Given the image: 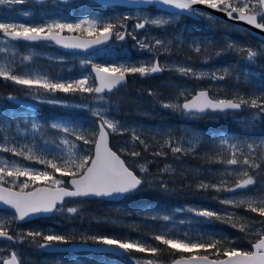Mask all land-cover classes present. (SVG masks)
I'll use <instances>...</instances> for the list:
<instances>
[{
	"label": "snow or ice",
	"instance_id": "6c2138e0",
	"mask_svg": "<svg viewBox=\"0 0 264 264\" xmlns=\"http://www.w3.org/2000/svg\"><path fill=\"white\" fill-rule=\"evenodd\" d=\"M29 2L40 6L39 14L35 8L11 14L12 6ZM133 2L138 8L140 5L147 6L140 9L146 14L133 15L131 10L111 15L89 13L76 18L75 22H69L73 19L70 0H0V6H8L0 10V80L23 90V95L8 94L5 100L15 102L16 105L32 101L30 107L38 111L36 106L43 103L69 107L56 98V93L90 96L91 100L73 107L90 113L96 121L95 129L90 131L84 127L83 120L71 116L54 117L46 124L36 114L18 116L15 109L0 106V215L10 213L8 219L0 218V238L14 244L27 243L29 247L48 252L71 248L94 250L97 254L115 258L111 264H117V259L131 261L132 264H158L151 258L141 261L135 257V253L154 257L162 251L160 245L166 246L174 255L179 254L171 264H264V184L257 187L258 181L255 178L257 175L264 176V136L210 133L208 143L212 146V152L205 153L207 163L220 165L223 170L206 169L196 189L205 193L215 191L217 195L213 199L222 207L216 210L195 207L176 209L178 212L187 211L193 218L182 220L181 224H211L220 221L242 232H251L253 226L259 224L251 250L233 246L235 242L222 232L177 233L167 223L159 225L158 234L152 235L151 240L139 233L135 237L131 233L127 236L83 233L77 237L74 232L57 233L53 228H33L17 231L15 236L10 234L9 227L13 223H30L53 215L75 219L83 209L81 206L66 207L72 200H117L145 186L168 192L171 181L165 179L164 174L172 171L171 165L166 164L157 174H152L149 164L153 161L130 165L122 158L125 153L132 158L141 157L138 146H142L144 152L154 147V158L171 154L177 163H183L181 157L199 153L204 143L199 131L185 129L182 135L176 136L170 129H165L152 137L143 136L135 127L129 129L113 117L112 109L115 105L106 98L105 93L112 94L113 90L126 83L130 75L136 74L147 77L170 70L184 79H209L216 83L231 77L232 73L228 67L209 71L181 66L179 62H162L160 55L171 54L172 42L158 37L149 38L147 35L138 39L136 33L139 30L148 27L166 28L172 20L183 15L210 18V14L196 7L203 5L225 13L230 19L246 22L264 31V0ZM107 3L115 8L127 3V0H107ZM150 7H154L157 14L147 12ZM160 13L163 15H158ZM130 19L135 21L131 29L127 24ZM127 37L136 41L138 50L149 53V56L133 60L127 52H116L113 47H109L112 40L122 42ZM260 39L264 42V38ZM21 44L29 54L21 53ZM39 44L71 50L74 55L86 54V58L79 61L81 72L78 76H72V69H68L65 74L64 70L55 72L35 65L34 60L38 58L35 47ZM101 46L104 47L101 49ZM190 47L196 53L207 52V48H202V42L199 41H193ZM228 51H246L244 59L247 63H253L258 55L264 54V51L258 53L251 48H239L233 42L214 56L206 55L202 63L207 64ZM58 62L63 63V58H58ZM236 81L235 87L238 88L239 74ZM218 91L213 92L208 88L193 92L182 88L168 102H161V106L191 119L208 113L223 114L248 108L255 111L251 113V119L245 121L246 125L254 126L255 121L264 123V93L249 95L243 91H234L232 97L227 98L219 95ZM149 94L156 95L152 92ZM117 132L130 133L131 137L126 142L130 146L120 149V154L109 146L110 134ZM156 136L161 137L162 142L153 145L150 141ZM20 139L25 143H19ZM80 141L88 147L82 148L78 143ZM34 164L44 167L37 168ZM233 177L234 181H230ZM221 192L228 193V197L220 199ZM240 208L258 213L262 219L252 224L240 223L243 217H239L235 211ZM147 212L154 221H172L170 215H154L151 214L152 210ZM151 241L158 244L153 245ZM21 260V254L14 250L9 258H0V264H21ZM75 264L88 262L81 258L75 259Z\"/></svg>",
	"mask_w": 264,
	"mask_h": 264
},
{
	"label": "rangeland",
	"instance_id": "374dc122",
	"mask_svg": "<svg viewBox=\"0 0 264 264\" xmlns=\"http://www.w3.org/2000/svg\"><path fill=\"white\" fill-rule=\"evenodd\" d=\"M31 3V2H29ZM29 3L24 4H17L12 6V15H16L21 10H27L32 9L31 5ZM82 5V6H81ZM92 4L88 1H79L69 4L70 10H72L73 19L69 22H75L76 18H80L83 16H86L89 13H92ZM8 6H0V10L6 9ZM61 7H64L61 5ZM127 12L123 11L121 8L118 7H111L108 8L107 13H103L105 15H111L113 13H122ZM147 12L155 14L154 10H147ZM7 14V13H6ZM133 15H144L145 12L141 11L140 9H137L136 12L132 13ZM205 19L208 18L207 16H203ZM19 19L20 17L17 16ZM132 19L127 21L129 29L132 28L133 24H130ZM174 23H171V26H173ZM201 24V23H200ZM204 27L208 28H214L218 32V37L220 38V41L224 47H227L229 43H235L237 47L242 49L251 48L258 53L264 51V43L260 42L256 39L251 40L250 35L240 29L239 27L233 26L231 24L226 23L225 21L214 19L213 17L209 18V21L206 25L203 27L199 25H193L191 24L186 25L185 27H182L183 29H171L169 27L163 28V29H157L154 27H148L146 29L139 30L136 35L139 39L140 37H143L145 35L151 37H158L165 40H170L172 42L171 46V54L163 53L160 55V60L162 62H167L168 64H175L180 63L181 66H191L194 67L196 70H209L214 71L216 69H220L222 67H228V64H225L224 61L217 62L216 58H213L210 60L209 63L203 64L202 61L205 58L201 55V53H196L194 51L193 47H190L192 45L193 41H199L202 42V48H207V52H205L206 55H209V48L207 45H214L212 40H210V37L208 35L202 34V29ZM249 36H248V35ZM109 47H113L116 52H127L130 54L133 60L137 59H143L147 58L149 56V53L147 52H140L136 46V41H134L131 37H127L122 42H117L116 40H112L110 42ZM103 48V47H102ZM101 48V49H102ZM219 48V46H218ZM223 48V47H222ZM221 48V49H222ZM101 49H98L97 51H100ZM221 49H216V52L220 51ZM21 53L24 55L29 54L24 50V45H20ZM35 52L38 54V58L34 60V64L45 69H50L55 72H61V70H64L65 74H67L68 69H72L71 75L72 76H78V74L81 72V68L79 65V61L83 58H86V54L80 53L78 55H74L72 51H63L58 48H56L54 45L52 46H45L44 44H39L35 47ZM242 58L246 56V51L243 53H240ZM260 56H264V54H261ZM58 58H63V63L58 62ZM188 58H191L190 60ZM101 59H107V57H101ZM0 60H2V57H0ZM96 62H100V60H97ZM229 68V67H228ZM90 71V67H89ZM229 71L232 73L231 77L226 78L224 81L216 82L209 79H184L182 78L178 73L175 71L166 70L165 72L156 73L151 76L147 77H141L139 74L136 75H130L128 77L127 83L119 87L118 89L113 90L112 94L105 93L106 98L110 99L112 104L115 105V107L112 109V115L113 117L120 121L123 125H125L127 128L131 129L132 127H135L138 132H142L143 136L152 137L154 134L158 131H162L165 129H170L174 135L180 136L184 133L185 129H194L201 133V135L204 138V143L199 148L198 154H193L192 156H205V153H211L212 152V146L208 143L209 136H206L203 131L196 127L195 125L199 121H194L192 124V119H187L182 115L176 114L175 119L174 118V112L169 109L172 113L169 114L168 109L161 106V102H168V100L175 95L178 94L179 90L182 88H187L194 92L196 89H208L211 88L213 92H217L218 94L222 96H226L227 98H231L234 91H243L249 95L252 94H261L264 93V87H257L258 84L253 83V85L249 84L243 87L242 84L239 83L238 88L235 87L237 81H236V73L234 72V68L230 67ZM173 73V74H170ZM173 77H176L173 78ZM202 81L203 83H201ZM10 83V82H9ZM155 93L156 95H150L149 93ZM230 95V97H228ZM126 98L130 100L131 107L134 109L133 111L137 112L138 114L146 115L148 107H160L162 108L161 113H157L155 117H153L152 121H145L143 119H140L138 117H135L128 113V110L126 109L121 115L118 114V100L119 98ZM57 98V97H56ZM59 99V98H57ZM90 98L89 100H91ZM62 102H65L69 105L70 109H79L76 107H73L74 105L81 104L80 102L76 101H68L59 99ZM88 100V101H89ZM85 103V102H84ZM255 110H251L248 108L243 109L241 112L237 111H229L227 112L229 116V120L236 123L241 130V134L238 135H249L254 137H261L264 136V123H261L260 121H255L254 126L252 124H245V121L251 119V113ZM219 114L222 113H210L205 114L209 115L208 119L217 121L219 119ZM226 114V113H223ZM169 115L172 116V119H169ZM221 135L227 134V133H219ZM111 136V144L116 145L120 151V149L125 148L127 141H130V133H124L121 134L120 132L112 133ZM142 136V138H143ZM162 142L161 137L156 136L154 140H151L150 143L153 145H156L157 143ZM216 151H219V149H216ZM169 161L162 162L157 167V172L159 169H163L165 165H171L172 171L166 173L167 176H165L166 179H172L175 183L177 180L185 183V185H192L193 189L196 191V194H194L196 200L192 202L183 201L180 203H177V206H171L169 209H166L165 211H152L151 214L154 215H170L172 217V221L165 222L162 220H152L150 218V215L148 214L147 210H135L131 211L129 209H126L123 205L109 202L107 204H101L99 208V212L97 211H82L78 217L75 219H72L71 221H76L74 224H70L69 227L65 230L73 232V230H77L78 233H87V234H123L124 236H127L129 233L133 237H135L138 233L143 234L145 239H149L150 236L154 234H158L159 232V225L161 224H168L169 227H174L175 232L181 233V232H189L194 234L195 232H210L213 231L209 227V224H196L194 222L192 223H184L181 224L180 221H189L193 218L187 211H181L178 212L176 209H187L188 207H195V208H208L212 210L219 209L222 207L217 200L213 199L214 196L217 195L215 191L209 190L207 193H202V191H197L196 185L199 183L200 179L203 177V175L206 173V169L211 168L213 171H216L217 169L223 170L220 165L217 164H209L207 167H200L198 164L188 163L183 161V163H177L174 161V159L169 158ZM59 176V175H57ZM264 177V176H263ZM234 177L231 181H234ZM261 184H264V178L263 181L260 182ZM259 186V185H258ZM250 194H252L251 191H249ZM228 193L221 192L219 193V198L223 199L228 197ZM229 211H232V209H229ZM237 215L239 217H242L243 213L249 220V224H252L253 221H258L262 218L256 217V215H252V213H249L244 208L236 209L235 210ZM60 216V215H56ZM259 216V215H257ZM60 217H66V216H60ZM0 218L4 219V215H0ZM65 221L71 222L68 218H63ZM47 221L45 223H36V222H30L26 223L24 227H21V229H17V231H23V230H29L33 228H41V229H47V228H53L57 232L60 228V226L63 225L64 221L56 220V219H46ZM96 223H107L111 225L112 227L102 228L99 229L95 224ZM208 225V227H202ZM260 227L259 224H256L253 226L251 232H241L242 235H237L231 237L234 239L235 244H239V242L244 239L245 241L249 242L250 246L251 243L255 241V231L256 228ZM102 230V232H101ZM63 231V230H62ZM16 232L13 234L15 236ZM61 233V231H60ZM152 243V241H151ZM17 251L21 254L22 260L21 264H47L44 262L45 256L41 255V257L36 256L37 251L34 247H29L27 243L25 244H14L10 241L1 240L0 241V258H7L10 256L12 251ZM35 256L37 257V260L35 259ZM135 257L143 261L146 258L154 259L158 262V264H165L162 261L158 260L155 256H148L147 254L142 253H135ZM48 258V257H46ZM115 259L113 257L109 259L103 260V264H111V261ZM40 260H43L40 262ZM125 264H132L131 261H124Z\"/></svg>",
	"mask_w": 264,
	"mask_h": 264
},
{
	"label": "trees",
	"instance_id": "16d2710c",
	"mask_svg": "<svg viewBox=\"0 0 264 264\" xmlns=\"http://www.w3.org/2000/svg\"><path fill=\"white\" fill-rule=\"evenodd\" d=\"M31 8H35V11L37 14L40 12V6H35L31 3ZM93 10L92 13L94 14H100V13H107V8L101 7L96 4L91 5ZM195 22L196 25H199L201 27L204 26V24H199V22H196L195 20L192 21ZM202 29V34L203 35H208L210 37V40L214 43V45L210 44L207 45L209 48V55H213L216 53V49H224V45H222L220 38L218 37V32L214 28H208L204 27ZM248 35V34H247ZM249 36V35H248ZM251 40H254L251 36H249ZM219 46V48H218ZM203 54H201L203 57L204 55L206 56L205 52L202 51ZM246 57V56H245ZM217 62H222L224 61L225 64H228V67H233L234 72L236 73V76L239 74V83L244 86L246 85H253V83L258 84L257 87H264V56L258 55V57L254 60L253 63H247L245 59L242 58L240 53L234 52V51H228L224 55L220 56L219 58H216ZM250 74V75H249ZM203 83L202 81H200ZM8 94H19L23 95V90L19 86H15L13 84L5 83L4 81L0 80V106L2 107H7L9 109H15V114L18 116H27L29 114H36L38 115L46 124L48 121H50L54 117H59V116H71L73 119H80L84 121V127L89 128V130H94L96 127V121L95 119L90 115V113H87L81 109H70L66 107H61L58 105H53V104H38L36 108H38V111L36 109L30 107V105L33 103L32 101H26L24 104L21 105H16L15 102L9 103L8 101L5 100V97ZM55 96L59 99L63 100H68V101H76L80 103L87 102L90 98V96L85 97L81 96L79 94L72 95V94H64V93H56ZM230 97V95H228ZM118 102V114H122L126 109L128 110V113L131 115L138 117L140 119H143L145 121H152L153 117L157 115V113H161L162 108L160 107H148L147 109V114L146 115H141L138 114L137 112L133 111L134 109L131 107V102L130 100L126 98H119L116 100ZM169 111V109H168ZM172 113L169 111V114ZM174 118L176 117L177 113H173ZM185 117V116H184ZM209 115H202L198 118L192 119L191 123L194 124V121H199L195 126L199 127L203 133L206 136H209L211 133L212 135H215L217 133H227V134H241L240 127L234 123L233 121L229 120L228 114H219V119L217 121L209 120L208 119ZM187 119H191L188 117H185ZM169 119H172V116L169 115ZM51 135V133H49ZM19 143H25L23 139L19 140ZM79 145L82 148H87L88 146L83 145V142L80 141L78 142ZM111 147L117 151L120 154V151L116 145L111 144ZM138 150H141V157L137 158H132L128 156L126 153L122 155L124 159H126V162L129 163L130 165H138L145 163V161H153L151 164H149V170L152 174H157V167L164 161H169L168 159L172 158L171 154H169L168 157H153L152 152L155 151V148H150L148 152H144L142 149V146H138ZM11 154H5V156H10ZM226 155V154H225ZM20 159V158H17ZM182 161L188 162V163H193V164H198L200 167H207L209 164L207 163V158L205 156H184L181 157ZM22 163H31V162H26V161H21ZM34 167L41 168L43 169V165L39 164H34ZM139 174V172H137ZM59 175V174H57ZM166 173L164 174L165 178ZM258 181V185H261V181H263V176L257 175L255 177ZM66 180L68 179L67 177L65 178ZM166 179V178H165ZM233 178H230V181ZM171 182L169 183V191L168 192H161L159 190H156L155 188H149L145 186L144 188L140 189L139 191L135 193L128 194L126 197H124L122 200L118 202H113L117 204L123 205L126 209H129L131 211L135 210H152V211H165L166 209H169L171 206H177V203L187 201V202H192L195 201L196 198L194 194H196V191L193 189L192 185H185V183L177 180L176 183L172 179H168ZM257 185V187H259ZM249 191L252 192L251 189ZM200 193V195H202ZM207 193V192H206ZM195 199V200H194ZM109 203L106 200H99V199H87L83 202H80L78 200H72L69 201L66 204V207H72V206H81L83 211H97L99 212L100 205L102 204H107ZM249 213H252L248 211ZM4 219H8L10 216V213H4ZM252 215H256L257 218L259 216L258 213H252ZM79 216V215H78ZM77 216V217H78ZM80 217V216H79ZM243 219L240 221V223H245L249 224V220L243 213L242 215ZM51 218L56 219V220H61L63 221V218L67 217H60L53 215ZM49 218V219H51ZM47 219V218H46ZM46 219H35L31 222H36V223H45L47 220ZM65 221V220H64ZM71 221V220H70ZM76 221H71V224H74ZM26 223L22 224H15L13 223L9 227V232L10 234H14L17 229H21V227H24ZM99 229L102 228H109L112 227L111 225L107 223H96L95 224ZM62 226L58 228L57 233H63L65 231H62ZM202 227H208V225L202 226ZM209 227L213 229L215 232H222L225 233L229 238L237 235H242L240 230L238 228H233L231 227L228 223L225 222H220V221H214L213 223L209 224ZM74 233H76L77 237L81 235V233H78L77 230H73ZM102 232V230H101ZM103 233V232H102ZM151 240V236L149 237ZM232 239V238H231ZM234 241V239H232ZM235 242V241H234ZM153 245L158 244V242L152 241ZM233 246L239 247L241 249H248L251 250L249 242L245 241L242 239L239 244H235ZM162 251L156 255L155 257L162 261L163 263L172 260L173 258L179 256V254H172L166 246L160 245ZM37 251L36 256L41 257V255L44 256V252L39 250L38 248L34 247ZM200 254H206L201 252ZM94 256L91 255V258L87 256V258L91 259L93 261V264H103V258L102 254H93ZM184 255H189V253H184ZM117 264H125V262H122L121 260L117 259Z\"/></svg>",
	"mask_w": 264,
	"mask_h": 264
},
{
	"label": "flooded vegetation",
	"instance_id": "af4514ba",
	"mask_svg": "<svg viewBox=\"0 0 264 264\" xmlns=\"http://www.w3.org/2000/svg\"><path fill=\"white\" fill-rule=\"evenodd\" d=\"M121 9L124 11H129L131 10L132 13L136 12L137 9H127V8H122ZM154 10L155 14L156 13V9L154 7H150L147 8V10ZM158 15H163L162 13L158 14ZM167 18V17H165ZM194 20H197V22L200 23H204V25H206V23H208L209 21V17L208 18H204L203 16H199L195 19L191 18L190 16L187 15H183V16H179L176 19L172 20L171 23H174L173 26H171V23L167 26L171 29H183L182 27H185L186 25H190L193 24L194 26L196 25L195 22H192ZM135 21L132 20L130 22V24H134ZM166 71V70H165ZM164 71V72H165ZM176 79V77H173ZM3 81V80H2ZM12 84V83H10ZM64 221V220H63ZM71 224V222L69 221H64L63 223V227L62 230L65 231L69 225ZM44 252V256H45V260L44 262H46L47 264H75V259H86L88 264H93V261H91V259L87 258V256H89L91 258V255L94 256L93 254H97V253H93L91 251H73V250H68V251H60V252H48V251H42ZM103 255V258L109 259L111 258V256L108 255ZM48 257V258H46ZM35 259L37 260V257L35 256ZM43 260H40V262Z\"/></svg>",
	"mask_w": 264,
	"mask_h": 264
},
{
	"label": "water",
	"instance_id": "95a60500",
	"mask_svg": "<svg viewBox=\"0 0 264 264\" xmlns=\"http://www.w3.org/2000/svg\"><path fill=\"white\" fill-rule=\"evenodd\" d=\"M74 1H77V0H70V3L74 2ZM89 1H91L93 3H96V4H99V5L112 6L110 3H107V0H89ZM114 2H118V0H114ZM121 6L129 7V8H138V6L133 2V0H127V3H123ZM142 7H147V6H145V5H140L139 6V8H142ZM196 7L199 8V9H202L205 13H208V14H210L211 16H213L215 18L222 19L225 22H228L230 24H233V25L238 26L239 28H241L245 32H248L250 35H252L253 37H255V38L259 39V40H261L260 38H264V31L259 30V29H255L254 26L247 25L246 22L230 19L229 17L226 16L225 13L220 12V11H217V10H212L210 8H207L206 6H203V5H197ZM55 47L58 48V49H60V50L71 51V50H66V49L60 48L58 46H55ZM102 47H104V46H101V48ZM126 83H127V81H126ZM240 111L241 110H239L237 112H240ZM109 140H110V138H109ZM93 199H103V198H93ZM121 199L122 198L117 199V200H108V199H104V200H108V201H118V200H121ZM0 240H6V239L0 238ZM6 241H8V240H6ZM68 250H73V251H86V250H81L79 248H71V249H66V250H63V251H68ZM87 251L95 252L94 250H87ZM9 257H7V258H9ZM176 258H178V257H176ZM176 258H174V259H176ZM171 261H169V262H167L165 264H171Z\"/></svg>",
	"mask_w": 264,
	"mask_h": 264
}]
</instances>
